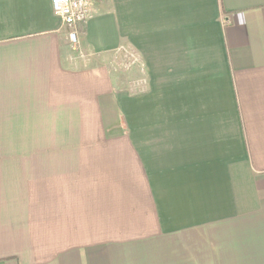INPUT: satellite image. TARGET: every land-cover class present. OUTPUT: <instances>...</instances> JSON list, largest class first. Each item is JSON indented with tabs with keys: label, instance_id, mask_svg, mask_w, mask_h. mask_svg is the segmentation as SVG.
Returning a JSON list of instances; mask_svg holds the SVG:
<instances>
[{
	"label": "crops",
	"instance_id": "1",
	"mask_svg": "<svg viewBox=\"0 0 264 264\" xmlns=\"http://www.w3.org/2000/svg\"><path fill=\"white\" fill-rule=\"evenodd\" d=\"M90 13L0 0V264H264V0Z\"/></svg>",
	"mask_w": 264,
	"mask_h": 264
},
{
	"label": "built area",
	"instance_id": "2",
	"mask_svg": "<svg viewBox=\"0 0 264 264\" xmlns=\"http://www.w3.org/2000/svg\"><path fill=\"white\" fill-rule=\"evenodd\" d=\"M92 1L98 0H50L53 15L61 20L62 27L67 32V40L73 49L78 45L79 29L91 17L90 5ZM124 52L129 59V52Z\"/></svg>",
	"mask_w": 264,
	"mask_h": 264
},
{
	"label": "rangeland",
	"instance_id": "3",
	"mask_svg": "<svg viewBox=\"0 0 264 264\" xmlns=\"http://www.w3.org/2000/svg\"><path fill=\"white\" fill-rule=\"evenodd\" d=\"M129 59H128V55L125 56V52L122 51L121 57L117 58L116 61H114V64H111V67H113L116 72H117V76L118 77H122L124 80V76L129 73ZM117 67V68H116Z\"/></svg>",
	"mask_w": 264,
	"mask_h": 264
}]
</instances>
